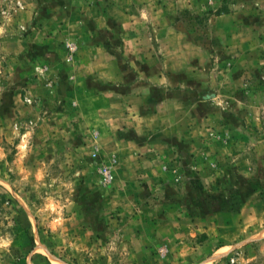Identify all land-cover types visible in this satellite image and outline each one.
Segmentation results:
<instances>
[{
    "label": "rangeland",
    "instance_id": "1",
    "mask_svg": "<svg viewBox=\"0 0 264 264\" xmlns=\"http://www.w3.org/2000/svg\"><path fill=\"white\" fill-rule=\"evenodd\" d=\"M0 264H264V0H0Z\"/></svg>",
    "mask_w": 264,
    "mask_h": 264
}]
</instances>
